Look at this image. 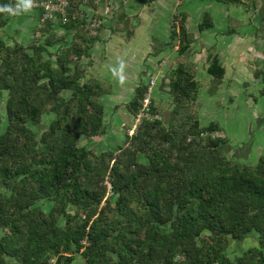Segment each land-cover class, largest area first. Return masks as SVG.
<instances>
[{
  "label": "trees",
  "instance_id": "trees-1",
  "mask_svg": "<svg viewBox=\"0 0 264 264\" xmlns=\"http://www.w3.org/2000/svg\"><path fill=\"white\" fill-rule=\"evenodd\" d=\"M106 2L72 0L64 23L42 21L36 10L44 39L28 45L4 39L11 12L0 11V264H74L77 255L85 264H264V154L256 164L225 154L226 134L209 135L223 130L201 125L195 112L199 82L185 64L171 73L170 124L153 99L162 118L145 119L123 144L99 152L82 144L106 131L101 97L111 87L85 80L81 63L103 29L91 33L88 9L103 19ZM178 14L171 38L184 54L194 35ZM212 22L206 12L199 29ZM208 72L217 87L226 72L217 55ZM145 90L138 85L126 104L134 117ZM46 115V128L35 130ZM250 233L257 243L232 258L231 241Z\"/></svg>",
  "mask_w": 264,
  "mask_h": 264
},
{
  "label": "rangeland",
  "instance_id": "rangeland-1",
  "mask_svg": "<svg viewBox=\"0 0 264 264\" xmlns=\"http://www.w3.org/2000/svg\"><path fill=\"white\" fill-rule=\"evenodd\" d=\"M251 1L252 0H242L241 2L236 3H224L218 0H157L145 4L140 0H134L131 9H134L138 13L140 12L143 17V22L136 27V32H132V34L127 32V34H124V39L126 41L125 48L126 50H137L139 53L146 50L149 43L151 44V41L154 42L155 40L154 50H156L159 45L158 43L164 42L163 38L167 32L166 29L172 27L170 21H172L173 15L175 13H180L178 15L181 17V15H185V11H188L189 8L198 12L194 14V12L190 10L189 13H191V11L193 12V14L191 13L192 18L200 16V18L203 19V15L206 11L215 13L216 9L221 11L220 8H223L224 5L228 4L231 7V10L237 11L241 14H244L245 12L257 13V16L255 17L257 21L258 13L260 17L262 14L261 8L258 7H261V5L264 4V0H257L258 2H256V4H251ZM20 3H22V0H20ZM101 8V14H104L103 7ZM246 14L247 13H245L244 16H246ZM38 16V11L32 8L29 11L21 9L15 13L11 12L9 14L8 25L2 30L4 39L10 44H14L15 41H18L25 45L30 44L34 40L42 41L44 38L40 33L41 30L39 29ZM190 22L191 26L196 28V25H193L192 23L193 21ZM260 22V30L256 35L246 34L241 37V65L238 71V79L240 78L239 82L233 83L231 80H226L229 81V83L224 84L221 88L217 86L220 89V92H216V101H212L210 95H213L211 94L213 92L209 91H211L210 89L215 85L211 82L213 77L207 72L201 71L197 72L195 77L199 82V94L200 97H202L203 103L205 105H211L212 108L214 107L212 112L209 109L205 111L203 116H208L210 113L211 115L206 119L202 117V121L204 123L212 121L220 124L229 142L224 146L223 150L225 154L229 157L240 158L241 162L248 164H256L259 155L264 154V22L262 19H260ZM238 23L240 22H235L233 24ZM116 25L122 29L124 28L123 24L117 23ZM55 31L57 32V35H66L68 41L72 38V34H67L62 27H57ZM240 32L244 33V30L240 29ZM153 34L155 35L152 36ZM156 40H158V43ZM170 40L175 41L176 39L171 38ZM213 52L214 51L211 49H208L209 55L213 54ZM94 55H96V53H94ZM223 56L229 61V58H226V54ZM109 60L112 61V59ZM81 63L86 70L85 80H91V76H93L91 74V53L89 56H84L81 59ZM111 64H109L110 67H112ZM127 64H124L123 68H120V70L113 67V70L110 73H114V75H122V70H126L128 73H131L132 76L137 72V69L140 68L138 64L133 68L129 66V63ZM104 72L105 71L99 72L98 76L101 78L105 77ZM228 72L229 77L227 79H231L230 77L232 76L233 68L230 64ZM128 73L127 75L122 76L126 77L122 80L124 81L123 84L127 91L117 90L114 94L112 90L116 88L114 85L116 81L113 84L110 83V80L104 78L105 83L103 84L106 86L109 84L112 88H110L111 92L108 95L102 96L101 99L104 105H106V131L100 136L92 138L85 137L81 140L82 144L92 147V149L97 152L104 149H113L118 145L123 144L126 133L128 132L127 129L133 123L134 116L130 114L126 107V103L131 99L130 96H133L135 93L134 91L132 94L134 87L129 79L130 75H128ZM113 78H116V76H113ZM149 79L150 76L147 79L148 82ZM101 82H103V79ZM217 87L214 86L213 89L216 90ZM155 90H157V88H155ZM117 97L124 99L118 98L116 101L115 99ZM6 99L7 94L5 93L0 100V109L2 112H4L6 106ZM194 109L195 112L199 113V105H196ZM49 118L50 116H44L43 123L38 124V126L34 125L33 128L39 132L42 131L46 128V125L50 120ZM4 123H6L5 117ZM2 128H4V124L2 125ZM246 145H249L250 147L248 152L243 151ZM240 148L242 149L240 150ZM256 243L257 235L255 233H250L242 240H232L228 253L232 258H235L245 249ZM74 264H85V260L82 256L77 255Z\"/></svg>",
  "mask_w": 264,
  "mask_h": 264
},
{
  "label": "crops",
  "instance_id": "crops-1",
  "mask_svg": "<svg viewBox=\"0 0 264 264\" xmlns=\"http://www.w3.org/2000/svg\"><path fill=\"white\" fill-rule=\"evenodd\" d=\"M253 1L255 2V4L256 2H258L257 0H253ZM113 2L115 3L116 6L115 16L118 14V17L114 18L113 15L103 18V23H102L103 29L100 33V37L97 41H95V43L91 47V74L93 75L91 76V79L96 78L100 81H102L103 79L102 83H105L104 78H106L110 80V83L113 84L116 81V83L114 84L116 88L112 90L113 94L116 93L117 90L124 91L126 90V87L123 84L124 81L121 79V77L123 75H127L128 72L126 70H122L123 72L122 75L119 74L114 75V73L112 74L110 73L113 70L112 68L116 67L117 70H120L121 62H123V66L124 64L129 63V66L131 68L135 67L138 64L140 68L138 69L136 68L137 72L134 75L131 76V73H128V75H130L129 79L133 83L132 85L134 87L132 94L134 93V91H136L138 85L147 84L148 82L147 79L149 76L150 78L155 77L156 84L154 85V87L157 88V90H155L154 88L153 99L155 101V104L162 111L164 122L167 125L173 121L172 111L175 106V104L173 103V97L170 87L171 85L170 79H171L172 71L175 70L180 64H185L191 69L195 77H196V73L199 71L207 72L209 74L208 66L210 64V61L214 55H217L220 62L226 69L223 79L218 83L217 86L221 88L224 84L229 83V81L226 80H231L233 81V83H237L239 82L240 79V78L238 79V75H239L238 71L241 65V37L245 36L246 34L256 35L260 30L259 24H261L260 22L261 17L259 16V13L257 17L258 20L256 21L255 17L257 16L256 15L257 13L245 12L247 14L246 16H244L245 13L241 14L238 13L237 11L231 10V7L228 4L224 5L223 8H220L221 11L219 9H216L215 13L206 11L209 12L212 16L213 26L204 30H200L199 22H201L204 19L206 12L203 15V19L200 18V16L198 15H197L198 17L192 18L193 12L194 14L198 12L194 9L189 8L188 11H185V17H186L185 22L188 30L194 35V42L192 43L191 48L186 53L184 54L179 53L178 45H177L178 40L175 41L170 40L171 28L166 29L167 32L165 34V37L163 38L164 42L158 43V40H156V42L159 44L156 50H154V43H155L154 40V42L151 41V44L149 43V46L146 50L138 53L137 50H126L125 48L126 41L124 39V34H127V32L129 31L136 32L135 29L138 25L142 24L143 17L141 16L140 12L138 13L134 9H131V7H133L134 0H122V1L113 0ZM190 10L193 11V12L191 11L192 14L189 13ZM122 13H124L123 15L125 16V18L124 17L121 18L119 16V14L121 15ZM190 21H193L192 23L193 25H196V28L191 26ZM235 22H240L241 24L240 23L233 24ZM117 23L123 24L124 28L122 29L121 27H118L116 25ZM240 29H243L244 33L240 32ZM154 35L155 34H153L152 36ZM208 49L214 51L213 54L209 55ZM94 53H96V55H94ZM225 54L227 55L226 58L228 57L230 62L226 60L225 57L223 56ZM109 59H112L113 62ZM109 64H111L112 67H110ZM229 64L233 68L232 76L230 77L231 79H227L229 77V72H228ZM101 71H105L104 72L105 77L103 78L98 76L99 75L98 73ZM209 75L212 76L211 74ZM113 76H116V78H113ZM125 78L126 77H123V79ZM211 82L213 84L215 83L214 77L211 79ZM213 87L214 85L212 86V88ZM219 88L217 87V89L214 90L213 93H211L213 94L210 95L212 101L213 100L216 101L217 93L220 92ZM130 97L132 98L133 96L131 95ZM118 98L124 99L121 97H117L115 100L117 101ZM198 101H199L198 117H200L199 119L200 123L203 126L208 125L212 121L204 123L202 121V117H204V119L209 118L211 113L208 114V116H203V115L205 111H207V109H209L212 112L214 110V107L212 108L211 105L209 104L205 105L203 103L199 91H198ZM218 125L222 130V126L220 124ZM241 149L242 148H240V150ZM249 149H250L249 145H246L243 151L248 152Z\"/></svg>",
  "mask_w": 264,
  "mask_h": 264
},
{
  "label": "built area",
  "instance_id": "built-area-1",
  "mask_svg": "<svg viewBox=\"0 0 264 264\" xmlns=\"http://www.w3.org/2000/svg\"><path fill=\"white\" fill-rule=\"evenodd\" d=\"M92 2L93 5H102V2H106L105 0H82V6L84 8H87V4ZM72 0H33V9L40 11V17H42V21L45 19H52L56 20L57 16H60L63 23L67 21V15L68 10L71 8ZM115 3L113 0H107V2L104 4L103 10L104 14L103 16H113L116 13ZM89 12H91L90 18L91 19V33L96 34L97 33V27L100 26V24L103 23V19H99L98 17L93 15V12L97 13L98 10H93L91 6V10L88 9ZM39 13V12H38ZM39 15V14H38ZM156 84L155 77H151L149 79V82L145 85L146 90L143 94L142 100H141V107L138 110L137 115L134 117L132 125L127 129L128 133L131 135H134L137 133L139 127L143 123L145 119L150 120H157L162 118V114L160 112H153L152 111V101H153V93H154V85ZM207 134V133H206ZM209 135L213 137H225V133L223 131H214L211 133H208ZM207 134V135H208ZM56 258L51 259V264H55Z\"/></svg>",
  "mask_w": 264,
  "mask_h": 264
},
{
  "label": "clouds",
  "instance_id": "clouds-1",
  "mask_svg": "<svg viewBox=\"0 0 264 264\" xmlns=\"http://www.w3.org/2000/svg\"><path fill=\"white\" fill-rule=\"evenodd\" d=\"M33 7V0H22V3H18L15 8H12L11 5L4 4L0 5V11L7 12H18L19 10L29 11ZM123 68V62H121V69ZM123 79V77H121Z\"/></svg>",
  "mask_w": 264,
  "mask_h": 264
}]
</instances>
